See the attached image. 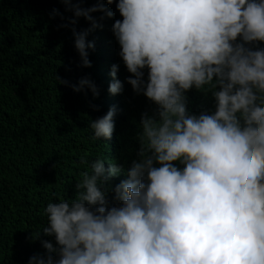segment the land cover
Listing matches in <instances>:
<instances>
[{"label": "clouds", "instance_id": "clouds-1", "mask_svg": "<svg viewBox=\"0 0 264 264\" xmlns=\"http://www.w3.org/2000/svg\"><path fill=\"white\" fill-rule=\"evenodd\" d=\"M114 1L122 19L111 31L126 82L152 112L141 113L127 169L115 158L81 157L90 171L75 195L42 210L55 246L43 240L47 254L27 264H264V0ZM62 3L73 13L80 65L90 67L95 42L87 37L114 15L113 0ZM49 16L65 19L57 8ZM79 17L89 26L77 31ZM118 67L99 70L112 95L123 91ZM57 80L99 95L88 76ZM192 88L210 92L214 109L191 112ZM116 111L90 120L93 140L112 137ZM125 171L110 206L105 185Z\"/></svg>", "mask_w": 264, "mask_h": 264}, {"label": "trees", "instance_id": "trees-1", "mask_svg": "<svg viewBox=\"0 0 264 264\" xmlns=\"http://www.w3.org/2000/svg\"><path fill=\"white\" fill-rule=\"evenodd\" d=\"M98 2L104 0H82V6ZM115 3L109 9L112 20L105 18L103 27L87 37L95 46L88 49L91 66L83 67L68 20L73 13L65 11L62 0H0V264H27L34 254L46 255L43 240L55 246L54 238L42 231L46 224L42 210L49 201L75 195L81 173L90 171L81 163L82 156L115 158L125 169L135 158L137 125L142 112L151 114L153 102L126 82L131 73L118 55L119 44L111 31L120 15ZM53 8L65 19L51 18ZM88 26L84 17L74 25L77 31ZM96 49L102 58L96 57ZM113 64L119 65L116 78L123 83V91L116 95L108 92L109 84L99 72ZM84 76L95 82L98 96L87 88L73 91L57 80L75 84ZM186 95L191 112L214 109L210 92L205 95L192 88ZM112 106L117 109L112 137L93 140L90 120ZM126 178L125 171L105 185L110 206L118 203L112 199V189Z\"/></svg>", "mask_w": 264, "mask_h": 264}, {"label": "rangeland", "instance_id": "rangeland-1", "mask_svg": "<svg viewBox=\"0 0 264 264\" xmlns=\"http://www.w3.org/2000/svg\"><path fill=\"white\" fill-rule=\"evenodd\" d=\"M104 3V2H103ZM113 16L110 18V20H112ZM118 19H122V17L119 15Z\"/></svg>", "mask_w": 264, "mask_h": 264}, {"label": "bare ground", "instance_id": "bare-ground-1", "mask_svg": "<svg viewBox=\"0 0 264 264\" xmlns=\"http://www.w3.org/2000/svg\"><path fill=\"white\" fill-rule=\"evenodd\" d=\"M109 9H110V6H109Z\"/></svg>", "mask_w": 264, "mask_h": 264}]
</instances>
